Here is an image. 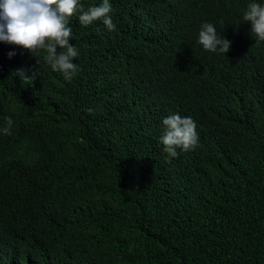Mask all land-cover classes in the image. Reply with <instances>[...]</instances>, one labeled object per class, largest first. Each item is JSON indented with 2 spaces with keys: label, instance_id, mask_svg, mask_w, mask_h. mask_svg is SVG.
<instances>
[{
  "label": "trees",
  "instance_id": "obj_1",
  "mask_svg": "<svg viewBox=\"0 0 264 264\" xmlns=\"http://www.w3.org/2000/svg\"><path fill=\"white\" fill-rule=\"evenodd\" d=\"M109 2L115 31L70 20L71 82L44 51L0 42V129L13 121L0 131V264H264L253 0ZM204 23L231 41L225 55L198 43ZM174 114L196 122L199 144L170 157Z\"/></svg>",
  "mask_w": 264,
  "mask_h": 264
},
{
  "label": "clouds",
  "instance_id": "obj_2",
  "mask_svg": "<svg viewBox=\"0 0 264 264\" xmlns=\"http://www.w3.org/2000/svg\"><path fill=\"white\" fill-rule=\"evenodd\" d=\"M111 11L109 0H102L100 6L86 9L81 0H0V42L32 54L44 51L45 60L52 70L71 82L80 71L74 63L79 50L70 43L73 33L71 18L78 14L79 23L85 27L102 20L109 31H115L116 25L109 15ZM243 14V19L251 25V33L259 41H264V4L253 0L247 10L245 7ZM198 43L205 51L224 55L231 47V41L222 38L212 23L201 25ZM13 55L15 53H9L10 58ZM15 74L25 83L34 80V73L29 77L23 69L17 70ZM6 124L7 127L0 131L10 135L13 125L11 118H6ZM162 124L164 131L160 142L170 157L178 155L177 149L187 152L198 146L197 125L191 117L174 114L164 118Z\"/></svg>",
  "mask_w": 264,
  "mask_h": 264
}]
</instances>
